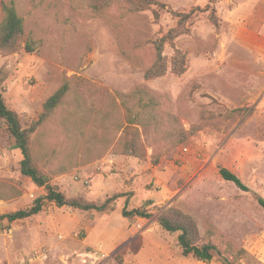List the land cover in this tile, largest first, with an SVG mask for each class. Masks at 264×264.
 I'll list each match as a JSON object with an SVG mask.
<instances>
[{
    "label": "rangeland",
    "instance_id": "374dc122",
    "mask_svg": "<svg viewBox=\"0 0 264 264\" xmlns=\"http://www.w3.org/2000/svg\"><path fill=\"white\" fill-rule=\"evenodd\" d=\"M161 1L179 11L210 2ZM3 2L15 5L36 50L0 51V95L29 125L68 83L34 135L37 164L69 198L110 203L83 211L47 201L30 218L0 220V264H221L183 254L179 232L158 221L169 207L191 215L236 264H264V0H218L219 26L200 11L189 34L166 44L170 68L153 80L145 73L154 42L178 23L167 10L157 21L152 9L130 12L122 2L95 13L84 0H0V21ZM176 49L189 60L183 74L171 70ZM139 87L153 96L146 109L121 97ZM129 126L140 131L142 158L118 151ZM14 143L0 117V213L46 193L21 173ZM221 167L251 190L225 180ZM125 206L152 215L127 218Z\"/></svg>",
    "mask_w": 264,
    "mask_h": 264
},
{
    "label": "trees",
    "instance_id": "16d2710c",
    "mask_svg": "<svg viewBox=\"0 0 264 264\" xmlns=\"http://www.w3.org/2000/svg\"><path fill=\"white\" fill-rule=\"evenodd\" d=\"M95 13L105 12L113 3L122 2L125 8L130 12H141L152 9L156 20L161 17L162 9L167 10L173 16L178 18L175 27L170 28L162 36L158 37L155 42L157 58L154 64L146 71L145 78L153 80L165 75L169 70V63L164 56L166 44L175 45V40L183 35L191 32V26L194 19L199 15L200 11L209 12V20L216 26L220 25V18L217 14L216 3L218 0H210L207 6L193 7L190 11L174 10L161 0H84ZM3 19L0 21V51L4 54L16 53L22 48L28 52L36 50L35 43L27 39L25 40L24 19L19 14L13 3L3 2ZM189 60L186 53L176 49L175 55L171 61V70L176 74H183L188 69ZM69 92L68 83H63L44 103L43 112L38 121H34L29 125H24L23 119L18 111L10 108L5 99L0 95V117L5 121L7 131L15 140L14 147L21 150L23 159L21 160V173L28 176L32 181L40 187H44L46 193L40 195L34 200V203L27 208L0 213V220H8L9 223L24 220L39 214L47 201L55 203L59 207L68 206L71 208L89 211L98 210L105 211L108 209L109 200L101 204L86 202L79 198H69L59 187L52 183V176L43 172L37 164L33 151L34 135L38 126L45 121L63 102ZM149 89L145 87L136 88L130 94H121L123 99L136 100L138 105L143 108L149 107ZM139 115L131 117L129 124H135ZM118 151L127 156H135L142 158L145 156L144 146L141 144L140 131L137 127H126L124 136L121 139ZM220 174L225 180L232 181L240 189L250 191L251 187L242 180L235 172L227 167L220 168ZM120 195L114 196V198ZM259 204L264 208V197L257 195ZM128 203V201H127ZM123 215L127 218L134 216L149 217L152 213L139 208L128 210L126 206L123 208ZM158 221L163 229L169 232H179L178 242L182 248L184 255H192L203 262L210 263L217 258L221 264H236L233 254L212 242L205 241L201 235L200 229L195 219L185 212L169 207L164 209L159 215ZM244 253V249L240 250Z\"/></svg>",
    "mask_w": 264,
    "mask_h": 264
},
{
    "label": "built area",
    "instance_id": "2783aa9c",
    "mask_svg": "<svg viewBox=\"0 0 264 264\" xmlns=\"http://www.w3.org/2000/svg\"><path fill=\"white\" fill-rule=\"evenodd\" d=\"M183 151H185V152L188 151V148L187 147H184L183 148Z\"/></svg>",
    "mask_w": 264,
    "mask_h": 264
},
{
    "label": "crops",
    "instance_id": "0c3cea01",
    "mask_svg": "<svg viewBox=\"0 0 264 264\" xmlns=\"http://www.w3.org/2000/svg\"><path fill=\"white\" fill-rule=\"evenodd\" d=\"M260 136H261V137L264 136V133H261ZM260 145H262V143H261ZM260 148H261V147H260ZM262 148H263V147H262Z\"/></svg>",
    "mask_w": 264,
    "mask_h": 264
}]
</instances>
